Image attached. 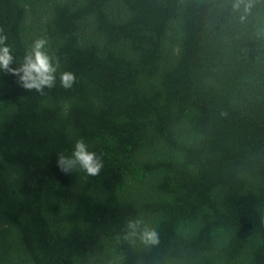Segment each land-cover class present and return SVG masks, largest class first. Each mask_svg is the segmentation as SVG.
I'll list each match as a JSON object with an SVG mask.
<instances>
[{"label":"trees","instance_id":"trees-1","mask_svg":"<svg viewBox=\"0 0 264 264\" xmlns=\"http://www.w3.org/2000/svg\"><path fill=\"white\" fill-rule=\"evenodd\" d=\"M232 3L0 0L11 67L59 62L44 95L0 71V264H264V0ZM81 138L96 177L57 167Z\"/></svg>","mask_w":264,"mask_h":264},{"label":"clouds","instance_id":"clouds-1","mask_svg":"<svg viewBox=\"0 0 264 264\" xmlns=\"http://www.w3.org/2000/svg\"><path fill=\"white\" fill-rule=\"evenodd\" d=\"M255 0H233L232 8L240 11L243 8L241 22L246 20L254 7ZM3 30L0 29V33ZM6 35L0 34V71L18 77L20 86L28 91L35 90L44 95V89H51L56 83V73L59 62L49 54L47 50L48 41L40 38L34 41L30 51L24 57L23 63L16 68L11 67L14 63L12 49L6 45ZM76 83V76L72 72L60 73V84L65 89H71ZM57 167L64 174H71L76 170L83 171L87 176L96 177L104 168L101 156L90 151L84 139H77L70 155L58 154ZM125 240L138 237L140 242L146 246H155L159 243L157 231L149 227L142 219L129 220L127 223Z\"/></svg>","mask_w":264,"mask_h":264}]
</instances>
